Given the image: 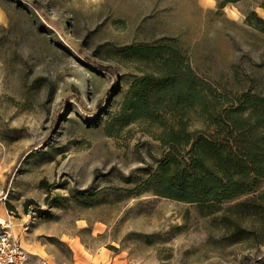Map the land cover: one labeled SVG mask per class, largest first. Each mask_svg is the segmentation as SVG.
<instances>
[{"label":"rangeland","instance_id":"obj_1","mask_svg":"<svg viewBox=\"0 0 264 264\" xmlns=\"http://www.w3.org/2000/svg\"><path fill=\"white\" fill-rule=\"evenodd\" d=\"M263 4L0 0V189L34 262L264 264V211L236 214L240 197L205 214L146 184L167 160L161 138L179 117L174 106L159 105L163 122L122 114L133 81L160 69L130 47L168 44L176 66L188 63L218 94L217 108L247 117L246 136L264 135V109L245 103L264 97ZM183 110L188 130L213 129L196 104Z\"/></svg>","mask_w":264,"mask_h":264},{"label":"trees","instance_id":"obj_2","mask_svg":"<svg viewBox=\"0 0 264 264\" xmlns=\"http://www.w3.org/2000/svg\"><path fill=\"white\" fill-rule=\"evenodd\" d=\"M228 1L234 0H223ZM258 19L264 21L259 15ZM129 51L143 61L159 59L160 69L133 81L129 90L131 98L122 108L126 120L143 116L163 122L159 105L165 101L179 115L161 138L168 147L167 160L160 163L146 184L152 182L155 194L196 203L205 214L240 197L244 199L230 206L236 214L249 216L264 211V192L256 193L257 183L264 179V135L246 136L250 128L243 113L230 115L226 109L217 108L212 99L216 102L218 94L213 93L190 65L181 62L176 66L177 49L168 44L137 45ZM245 103L251 110L259 106L264 109V97L256 101L248 99ZM194 104L200 108V117L213 129H187L183 109ZM222 113L226 114L225 121ZM256 125L264 130V113L256 117ZM234 222L237 238L245 237V227Z\"/></svg>","mask_w":264,"mask_h":264},{"label":"built area","instance_id":"obj_3","mask_svg":"<svg viewBox=\"0 0 264 264\" xmlns=\"http://www.w3.org/2000/svg\"><path fill=\"white\" fill-rule=\"evenodd\" d=\"M7 192L0 189V264H37L33 261L30 253L22 246L18 236L14 234L11 218H14L12 210L4 206ZM31 212L27 211L20 218V228L26 232L30 227Z\"/></svg>","mask_w":264,"mask_h":264},{"label":"bare ground","instance_id":"obj_4","mask_svg":"<svg viewBox=\"0 0 264 264\" xmlns=\"http://www.w3.org/2000/svg\"><path fill=\"white\" fill-rule=\"evenodd\" d=\"M10 221H11V224H12L13 232H14V234H16V231H15L14 226L16 225L15 223L17 222V219H13V218H11ZM18 223H20V222L18 221ZM21 244H22V246H24L23 243H22V240H21Z\"/></svg>","mask_w":264,"mask_h":264},{"label":"crops","instance_id":"obj_5","mask_svg":"<svg viewBox=\"0 0 264 264\" xmlns=\"http://www.w3.org/2000/svg\"><path fill=\"white\" fill-rule=\"evenodd\" d=\"M113 264V263H112Z\"/></svg>","mask_w":264,"mask_h":264}]
</instances>
